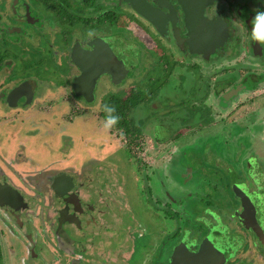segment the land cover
<instances>
[{"label":"flooded vegetation","instance_id":"af4514ba","mask_svg":"<svg viewBox=\"0 0 264 264\" xmlns=\"http://www.w3.org/2000/svg\"><path fill=\"white\" fill-rule=\"evenodd\" d=\"M257 11L0 0V264H264Z\"/></svg>","mask_w":264,"mask_h":264},{"label":"clouds","instance_id":"9594fccd","mask_svg":"<svg viewBox=\"0 0 264 264\" xmlns=\"http://www.w3.org/2000/svg\"><path fill=\"white\" fill-rule=\"evenodd\" d=\"M251 29L249 36L252 41L264 45V11H257L250 21ZM91 35V33H89ZM100 110L104 113L102 127L105 130L113 128L119 121L114 106L107 103L100 105Z\"/></svg>","mask_w":264,"mask_h":264},{"label":"rangeland","instance_id":"374dc122","mask_svg":"<svg viewBox=\"0 0 264 264\" xmlns=\"http://www.w3.org/2000/svg\"><path fill=\"white\" fill-rule=\"evenodd\" d=\"M84 133H89V137H99L101 135L99 132H96L95 131V128L93 127V124L92 123H90V126H89L88 130L86 132H84ZM127 178H129L128 179V188L131 189V187H132L131 186V183L133 182L132 177L129 174V175H127ZM163 184H164V182H163ZM128 193L130 195L133 194L132 196L135 197V195H134L135 193H133L131 191H128ZM144 222L148 223L146 220H144ZM231 254H233V253H231Z\"/></svg>","mask_w":264,"mask_h":264}]
</instances>
